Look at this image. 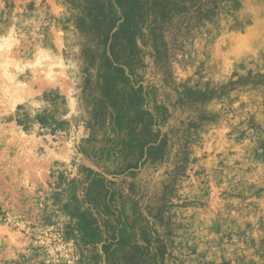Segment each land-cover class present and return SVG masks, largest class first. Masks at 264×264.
Listing matches in <instances>:
<instances>
[{"label":"rangeland","instance_id":"1","mask_svg":"<svg viewBox=\"0 0 264 264\" xmlns=\"http://www.w3.org/2000/svg\"><path fill=\"white\" fill-rule=\"evenodd\" d=\"M0 264H264V0H0Z\"/></svg>","mask_w":264,"mask_h":264},{"label":"bare ground","instance_id":"2","mask_svg":"<svg viewBox=\"0 0 264 264\" xmlns=\"http://www.w3.org/2000/svg\"><path fill=\"white\" fill-rule=\"evenodd\" d=\"M13 90H14V89H13ZM13 90H12V91H13ZM12 100H13V99H12Z\"/></svg>","mask_w":264,"mask_h":264}]
</instances>
